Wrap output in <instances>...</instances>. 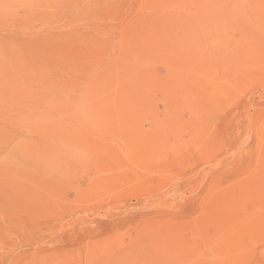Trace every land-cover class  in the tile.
I'll use <instances>...</instances> for the list:
<instances>
[{
    "label": "rangeland",
    "instance_id": "rangeland-1",
    "mask_svg": "<svg viewBox=\"0 0 264 264\" xmlns=\"http://www.w3.org/2000/svg\"><path fill=\"white\" fill-rule=\"evenodd\" d=\"M231 263L264 264V0H0V264Z\"/></svg>",
    "mask_w": 264,
    "mask_h": 264
},
{
    "label": "bare ground",
    "instance_id": "bare-ground-1",
    "mask_svg": "<svg viewBox=\"0 0 264 264\" xmlns=\"http://www.w3.org/2000/svg\"><path fill=\"white\" fill-rule=\"evenodd\" d=\"M81 111V110H80ZM263 155V154H262ZM260 156V155H259ZM256 162V161H255ZM259 162V161H258ZM254 170V169H253ZM261 180V179H260ZM244 209V208H243ZM215 216V215H214ZM250 217V216H249ZM243 220V219H242ZM219 221V220H218ZM241 222V221H240ZM255 227V226H254ZM261 228H263V227H261ZM254 229V228H253ZM206 231V230H205ZM201 240V239H200ZM262 240V239H261ZM203 241V240H202ZM163 242V241H162ZM164 243H166V242H164ZM191 244V243H190ZM235 244V243H234ZM149 248V247H148ZM190 248V247H189ZM165 250V249H164ZM236 251H238V250H235V252ZM263 251V250H262ZM179 252V251H178ZM182 252H180V254H181ZM186 253V252H185ZM228 253H230V252H228ZM233 253H234V251H233ZM170 254V253H169ZM236 254V253H235ZM263 254V253H262ZM172 255H174V254H172ZM232 255V254H231ZM230 255V256H231ZM171 256V255H170ZM167 257V256H166ZM233 257H235L234 255H233ZM167 259V258H166ZM229 259H231V258H229ZM236 261V260H235ZM239 261V260H238ZM241 261V260H240ZM234 262V261H233ZM232 264V263H231ZM236 264V263H235Z\"/></svg>",
    "mask_w": 264,
    "mask_h": 264
}]
</instances>
